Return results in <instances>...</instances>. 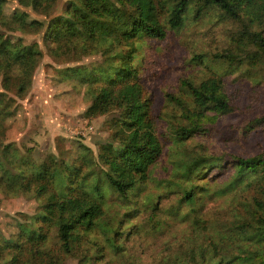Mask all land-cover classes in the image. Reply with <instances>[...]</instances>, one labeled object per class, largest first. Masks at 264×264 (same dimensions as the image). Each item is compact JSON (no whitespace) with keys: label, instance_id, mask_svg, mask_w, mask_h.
<instances>
[{"label":"rangeland","instance_id":"374dc122","mask_svg":"<svg viewBox=\"0 0 264 264\" xmlns=\"http://www.w3.org/2000/svg\"><path fill=\"white\" fill-rule=\"evenodd\" d=\"M68 1L56 0L48 16L17 0L1 5L6 17L20 10L28 13V19L43 22L34 30H6L25 44H35L42 53L29 90L16 97L13 114L5 118V140L29 147L37 162L48 155L73 159L82 146L97 159L99 145L112 133L111 117L117 114L111 110L85 116L90 103L86 84L69 79L65 71L78 65L105 75L112 71L105 67L122 61L116 53L100 50L56 56L44 45L48 18L63 13ZM166 3L160 15L163 23ZM263 28L246 15L234 18L217 6L205 7L195 16L192 3L183 24L167 28L164 38L144 35L129 45L118 44L124 53L129 46L135 48L131 64L149 99L162 151L148 167L146 180L129 192L130 198L111 190L105 193L103 218L107 220L102 221L119 225V247L108 245L95 227L64 264H247L233 256L249 250V242L262 250V257L255 259L261 262L264 234L248 227V222L256 220L254 199H264V172L239 174L236 161L264 149V53L246 35ZM225 50L237 57L228 61L213 55ZM195 53L203 57L194 58ZM210 76L221 78L230 108L220 112L209 104L205 116L193 122L167 93L180 96L191 111L198 109L184 79L198 83ZM188 188L193 192L190 203L183 198ZM39 204L31 192L8 195L0 190L1 234L9 237L18 232L17 220L41 212ZM48 228V245L55 247L56 226ZM95 238L101 247L90 242ZM250 263L255 264L252 259Z\"/></svg>","mask_w":264,"mask_h":264},{"label":"trees","instance_id":"16d2710c","mask_svg":"<svg viewBox=\"0 0 264 264\" xmlns=\"http://www.w3.org/2000/svg\"><path fill=\"white\" fill-rule=\"evenodd\" d=\"M4 1L0 0V190L8 195L31 192L40 200L41 212L23 215L24 220H17L18 232L9 237L0 232V264H64L65 257L75 255L86 232L95 227L103 232L108 245L118 248L119 225L102 221L107 220L103 218L105 193L111 190L130 198L129 192L136 191L146 180L148 167L162 151L150 116L149 99L144 96V87L131 64L135 48L129 46L124 53L118 50V44L129 45L134 38L144 35L164 38L167 28L183 24L192 3L195 16L205 7L217 6L234 18L246 15L251 22L264 26V0H69L63 13L48 18L44 45L56 56L100 50L116 53L122 61L105 67L112 70L105 75L78 65L65 71L69 79L86 84L85 94L90 103L83 112L85 116L111 110L117 114L111 117L112 133L99 145L97 159L88 147L82 146L73 159L48 155L42 162L34 160L29 147L5 140V118L13 114L16 97H23L29 90L42 54L35 44H25L6 30H34L43 22L28 19V13L20 10L6 17L1 8ZM55 1L17 0L45 16L50 15ZM165 1L169 7L163 23L160 15ZM246 35L264 53V28ZM213 55L228 61L237 57L230 50ZM201 57L202 53L194 54V58ZM184 81L198 109L191 111L180 96L170 92L167 96L178 102L193 122L205 116L204 108L209 104L220 112L229 110L230 102L220 77L210 76L198 83ZM236 166L239 174L264 172V149L252 156L239 157ZM183 198L188 203L192 201L191 188L183 190ZM254 205L256 220L248 222V227L263 235L264 199L255 198ZM50 224L56 226L55 247L48 245ZM90 242L98 248L102 246L96 238ZM248 247L249 250L242 249L233 257L247 264H251V259L255 264H264V258L261 262L255 260L262 257L259 246L249 242ZM82 258L86 259L85 252Z\"/></svg>","mask_w":264,"mask_h":264}]
</instances>
